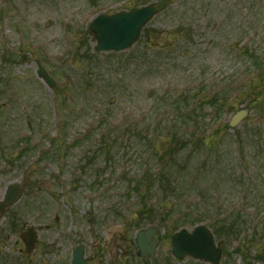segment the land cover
Masks as SVG:
<instances>
[{
    "label": "rangeland",
    "instance_id": "rangeland-1",
    "mask_svg": "<svg viewBox=\"0 0 264 264\" xmlns=\"http://www.w3.org/2000/svg\"><path fill=\"white\" fill-rule=\"evenodd\" d=\"M151 3L135 44L93 51L94 16ZM173 137L200 143L160 163ZM15 181L24 193L0 215V264H70L80 243L92 264H136L146 219L165 264L175 224L194 217L215 223L220 264H264V0H0V199ZM30 226L38 246L19 258Z\"/></svg>",
    "mask_w": 264,
    "mask_h": 264
},
{
    "label": "water",
    "instance_id": "water-1",
    "mask_svg": "<svg viewBox=\"0 0 264 264\" xmlns=\"http://www.w3.org/2000/svg\"><path fill=\"white\" fill-rule=\"evenodd\" d=\"M157 13L154 5L133 8L130 11L115 13L113 15L100 14L89 25V32L98 44L96 51L125 50L138 38L142 27ZM40 77L50 86L54 85L53 79L48 76L44 67L39 69ZM248 114V109H243L234 114L230 125H238ZM21 194L17 186H11L0 203V211L6 206L15 203ZM76 230V228H74ZM157 230L148 228L137 234L136 244L141 257H154L156 251ZM25 239L27 251L33 249L34 241ZM172 253L178 259L186 255L194 259L213 264L219 263L222 255L221 248L216 246L214 236L204 225H199L190 233L181 230L172 237ZM72 264H88L84 259V248L78 246L73 251Z\"/></svg>",
    "mask_w": 264,
    "mask_h": 264
},
{
    "label": "trees",
    "instance_id": "trees-1",
    "mask_svg": "<svg viewBox=\"0 0 264 264\" xmlns=\"http://www.w3.org/2000/svg\"><path fill=\"white\" fill-rule=\"evenodd\" d=\"M262 69V68H261ZM259 75H260V73H258V75H257V77H259ZM255 79H257V78H253V79H251V81H255ZM214 100H216V99H214ZM175 109V108H174ZM213 109L216 111V109H217V104H215L214 106H213ZM173 120H174V118H172ZM184 143H186V142H184ZM184 143H182V144H180L179 143V141L178 140H175V137H173V140H171L166 146H165V149L163 150V151H161V152H158V149H156L157 151H155V156L158 158V159H160V163L161 162H164L165 161V159L167 158V157H173L172 155L174 154V153H179V155L182 153V151L184 150L185 152L187 151V150H190L191 149V147H192V143H186V144H184ZM199 143H200V140L198 141V142H196V145H193V148H192V150H191V152H190V154L192 155V154H194L195 153V151H193V150H195L197 147H198V145H199ZM111 144H112V146H107V144L105 145V147L104 148H102V150L105 152V154H107V156H113L115 153H114V151H112L113 150V148H114V145H116V143H115V141H113V140H111ZM185 146H184V145ZM160 149V148H159ZM176 150V151H175ZM166 169H165V166H164V170H161L160 172H161V174H163V172L165 171ZM160 184H161V186H163L165 189L164 190H169L170 188H171V184H169V187H168V185L166 184V183H164L165 185H163V183L162 182H160ZM172 189V188H171ZM172 194V193H171ZM172 197H173V195H172ZM173 199V198H172ZM194 217V216H193ZM222 219L224 220L225 218H223L222 217ZM204 219L201 217V218H197V217H194V219H189V220H187L186 218L185 219H183V218H180L179 220H178V222H177V224H175V226H174V228H175V230L176 229H178L180 226H186V225H193V224H195L196 222H199V221H203ZM215 223H213L212 225H214Z\"/></svg>",
    "mask_w": 264,
    "mask_h": 264
}]
</instances>
